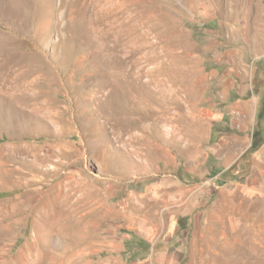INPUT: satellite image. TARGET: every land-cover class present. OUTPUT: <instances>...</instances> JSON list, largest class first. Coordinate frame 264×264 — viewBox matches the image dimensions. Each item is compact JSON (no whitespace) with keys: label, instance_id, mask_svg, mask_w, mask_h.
<instances>
[{"label":"rangeland","instance_id":"obj_1","mask_svg":"<svg viewBox=\"0 0 264 264\" xmlns=\"http://www.w3.org/2000/svg\"><path fill=\"white\" fill-rule=\"evenodd\" d=\"M0 264H264V0H0Z\"/></svg>","mask_w":264,"mask_h":264},{"label":"trees","instance_id":"obj_2","mask_svg":"<svg viewBox=\"0 0 264 264\" xmlns=\"http://www.w3.org/2000/svg\"><path fill=\"white\" fill-rule=\"evenodd\" d=\"M258 145H259V144H257V145H252V146L249 148V150L247 151L246 156H250V155H251V154L257 149Z\"/></svg>","mask_w":264,"mask_h":264},{"label":"bare ground","instance_id":"obj_3","mask_svg":"<svg viewBox=\"0 0 264 264\" xmlns=\"http://www.w3.org/2000/svg\"><path fill=\"white\" fill-rule=\"evenodd\" d=\"M23 79V78H22ZM24 90V89H23Z\"/></svg>","mask_w":264,"mask_h":264}]
</instances>
